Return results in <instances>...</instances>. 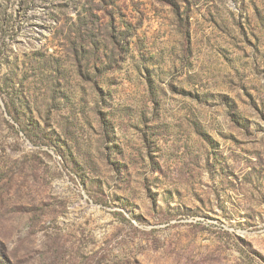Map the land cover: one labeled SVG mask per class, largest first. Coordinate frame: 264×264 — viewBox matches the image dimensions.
Returning <instances> with one entry per match:
<instances>
[{"label": "rangeland", "instance_id": "374dc122", "mask_svg": "<svg viewBox=\"0 0 264 264\" xmlns=\"http://www.w3.org/2000/svg\"><path fill=\"white\" fill-rule=\"evenodd\" d=\"M0 264H264V0H0Z\"/></svg>", "mask_w": 264, "mask_h": 264}]
</instances>
